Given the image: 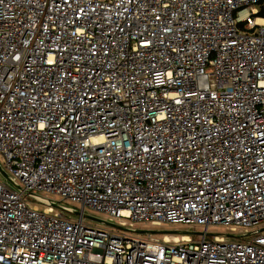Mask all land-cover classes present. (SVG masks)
Masks as SVG:
<instances>
[{
	"label": "built area",
	"instance_id": "2783aa9c",
	"mask_svg": "<svg viewBox=\"0 0 264 264\" xmlns=\"http://www.w3.org/2000/svg\"><path fill=\"white\" fill-rule=\"evenodd\" d=\"M261 3L0 0V264H264Z\"/></svg>",
	"mask_w": 264,
	"mask_h": 264
},
{
	"label": "rangeland",
	"instance_id": "374dc122",
	"mask_svg": "<svg viewBox=\"0 0 264 264\" xmlns=\"http://www.w3.org/2000/svg\"><path fill=\"white\" fill-rule=\"evenodd\" d=\"M255 17V16H254ZM0 163H3V157L0 155ZM1 180H5V178L0 175ZM51 199H55L57 201H60L58 197H55L53 195L49 194H43ZM85 213L90 216L91 218L84 217L85 223L89 225H93L98 228L103 229H111L112 227L104 222H99L98 220L118 224V219L113 218L111 216L105 215L100 212H96L92 209H86ZM73 218H78L77 214L72 215ZM97 219V220H95ZM259 228L264 229V224H261ZM146 231H154L153 233H146ZM205 231L204 227L202 226H193L191 224H182V223H163L162 225H152L151 223H137L135 225L134 231H127L128 234L135 238H146V237H152V238H163L166 236H183L190 232H198L201 233ZM264 232V230H263ZM209 233H212L210 238L214 237V233L216 234H228V231L225 226H211L209 228ZM191 237L194 239H201L203 236L200 234L193 235L191 234Z\"/></svg>",
	"mask_w": 264,
	"mask_h": 264
},
{
	"label": "water",
	"instance_id": "95a60500",
	"mask_svg": "<svg viewBox=\"0 0 264 264\" xmlns=\"http://www.w3.org/2000/svg\"><path fill=\"white\" fill-rule=\"evenodd\" d=\"M0 170H1V172L3 173V175L5 176V178H9L8 177V175L0 168ZM56 207H59L58 205H56ZM76 214L78 215V216H80V215H83L84 217H88V218H91L90 216H88L86 213H84V212H82V211H77L76 212ZM91 219H93V218H91ZM95 220H97V219H95ZM99 222H104V223H106V224H108V225H110V226H114V227H117V228H119L120 226L118 225V224H114V223H110V222H106V221H102V220H98ZM154 231H146V233H153ZM189 234H193V235H196V234H200V235H202L203 234V232H201V233H198V232H190ZM211 235V234H210ZM230 237H232V238H238V236H235V235H230Z\"/></svg>",
	"mask_w": 264,
	"mask_h": 264
},
{
	"label": "trees",
	"instance_id": "16d2710c",
	"mask_svg": "<svg viewBox=\"0 0 264 264\" xmlns=\"http://www.w3.org/2000/svg\"><path fill=\"white\" fill-rule=\"evenodd\" d=\"M259 15L264 16V4L263 3L260 4V12H259Z\"/></svg>",
	"mask_w": 264,
	"mask_h": 264
}]
</instances>
